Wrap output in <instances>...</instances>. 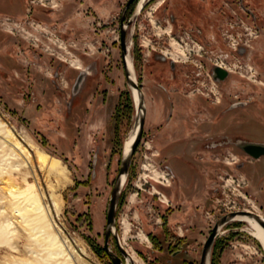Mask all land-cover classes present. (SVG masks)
Segmentation results:
<instances>
[{"label":"rangeland","instance_id":"obj_1","mask_svg":"<svg viewBox=\"0 0 264 264\" xmlns=\"http://www.w3.org/2000/svg\"><path fill=\"white\" fill-rule=\"evenodd\" d=\"M128 1L0 0V119L27 151L33 154L32 144L62 161L66 182L55 193L58 214L39 170L38 178L53 232L74 264H105L93 245L105 246L108 204L134 129L136 113L116 112L122 94L130 92L120 52V17ZM218 5L220 0H148L128 30V41L136 43L131 53L135 49L140 57L136 73L147 114L125 200L121 205L119 200L117 227L122 246L138 264H200L219 218L239 210L264 217V157L254 164L236 149L199 148L217 143L223 132L211 122L217 120L212 110L217 105L208 114L202 92L213 95L223 86L230 97H255L264 121V24L257 21L254 30L234 18L216 23L212 12ZM231 35L237 43L248 39L252 48L235 54L237 43L223 44ZM220 50L235 54L232 68L242 74L221 84L192 72L205 74ZM249 130L264 140V126ZM255 168L258 195L252 187ZM16 178L24 188L22 174ZM11 212V200L0 190V226L11 217L15 231L9 246L0 244V264H46L35 260L33 251L41 248L34 232ZM250 230L245 222L227 225L215 243L216 264H264V250ZM109 247L120 255L114 238Z\"/></svg>","mask_w":264,"mask_h":264},{"label":"bare ground","instance_id":"obj_2","mask_svg":"<svg viewBox=\"0 0 264 264\" xmlns=\"http://www.w3.org/2000/svg\"><path fill=\"white\" fill-rule=\"evenodd\" d=\"M146 1L147 0H142L139 8H141ZM173 45L176 46V42H173L172 46ZM128 61L130 67H132L131 60L128 59ZM74 66H76L77 69H82L79 64H74ZM132 140L133 134H131L125 144L126 151H128ZM30 146L33 154L22 146V143L18 141L12 129L0 119V182L3 185L0 190L6 192L11 200V214L20 217L26 229L33 231L38 238L41 252L33 251L34 254H36V262H45L46 264H74L67 250L68 247H66L61 238L53 232V227L49 218L50 209L44 204L45 192L43 183L38 178V173L40 174V172L45 175L46 178H44V182L47 184L50 199L53 202V207L51 208L53 212L58 214L60 212V204L55 193L59 187H62L64 182H66L65 168L61 160L48 155L32 144ZM35 162L37 163V167ZM23 170L25 171L24 173H22ZM38 170L40 172H38ZM18 174H22L23 176L24 188L17 187L19 181L16 175ZM32 174L35 180L31 179L33 178ZM54 178L57 181L56 185L51 183V180ZM250 211L258 213L256 210ZM245 223L248 224L251 229L250 235L264 245V237L259 226L251 220H246ZM13 225L14 221L10 217L7 222L0 226V244L10 245L9 242L15 235ZM123 245L125 246L124 241ZM130 255L134 264H138L135 256L132 254Z\"/></svg>","mask_w":264,"mask_h":264},{"label":"flooded vegetation","instance_id":"obj_3","mask_svg":"<svg viewBox=\"0 0 264 264\" xmlns=\"http://www.w3.org/2000/svg\"><path fill=\"white\" fill-rule=\"evenodd\" d=\"M217 1V0H213ZM129 11V10H128ZM215 16V22L221 21L220 17H223V19H236L237 24H244L245 26L250 25L252 29H257V15H255L254 10L252 7L247 3L245 0H220V5L214 7V11L212 12ZM213 18V17H209ZM239 20V22H238ZM245 20L247 22H245ZM248 30H252L246 27ZM246 36L250 34L244 33ZM225 41V43H224ZM223 41V44L232 46L237 43L236 37L231 35L227 36ZM240 47H234V53H238V55L246 54L248 52V48H252L249 44V40H243L240 39V41L237 43ZM242 44V45H240ZM222 45V44H221ZM221 53H217L218 59L213 64L210 65L209 69L205 74L198 73L197 70H193L192 72L194 74L205 76V79L207 80L217 82V83H225L227 82L231 75L233 73H239L242 74L241 71L237 72L234 71L232 67H236L237 65L232 63V60H234L233 57L236 54H228L224 50H220ZM214 53V52H213ZM233 56V57H232ZM220 60V61H219ZM206 64V62H205ZM216 68H221L225 70L228 73V77L221 82H218L214 77V70ZM242 68V66H240ZM196 82V81H194ZM195 87V85L190 86V88ZM196 92V89L193 90L192 93ZM203 96L205 97V104L208 105V107H203L204 109L208 110L212 108L211 104L217 105L216 107H213V116L216 114L217 120L214 118L211 120L215 126H220L222 129V133L219 134L218 139L216 140L217 143L210 144V147L206 146V150L204 147V144L200 145L201 152L207 153L214 151H221L226 148L230 149H236L239 153L238 157H246L250 158L251 161H253L254 164L261 162V160L264 157V140L258 139L256 136H254V133H252L249 130V127L252 125L257 126H264V121H261L258 119V108H257V99L255 97L250 98V101L243 100L242 95H233L231 94V97L228 96L227 93H225V90L223 86L219 87L218 93H213L211 95L210 93H204L202 92ZM216 94L220 95V98L216 97ZM188 97L187 95H185ZM217 99V100H216ZM210 105V106H209ZM246 106L251 107L250 111L249 108L247 109ZM217 112V113H216ZM250 112V117L249 114ZM211 113V110H208V114ZM212 115V114H211ZM246 116L244 118L243 116ZM212 116V117H213ZM220 116V117H219ZM220 119H219V118ZM172 120V119H171ZM215 120V121H214ZM206 121V119H205ZM162 136V135H161ZM160 143L165 140L164 137H161ZM191 140V139H190ZM177 142H182L181 140H178ZM200 158L199 156H197ZM201 159V158H200ZM204 160L205 159H201ZM207 162V161H205ZM208 164V163H207ZM253 164V165H254ZM169 175L172 177V180L175 183V175L173 171L171 170V167H169ZM255 173H253L252 178V187L254 186L255 194H260L259 188L257 186L256 179H258L259 170L257 168L254 169ZM256 175V177H255ZM256 178V179H255ZM260 196V195H259ZM258 201V198H257ZM181 250H176V253H178Z\"/></svg>","mask_w":264,"mask_h":264},{"label":"water","instance_id":"obj_4","mask_svg":"<svg viewBox=\"0 0 264 264\" xmlns=\"http://www.w3.org/2000/svg\"><path fill=\"white\" fill-rule=\"evenodd\" d=\"M135 1L136 0H129L126 3L120 17L121 59H122L127 85L130 89V92L134 100L136 119H135L134 129L132 132L133 140L128 151L126 150L123 151L120 169L114 181V185L107 209V224L105 228L104 250L110 257L112 264H134L131 255L121 244L118 227H117V209H118L120 197L122 195L125 183L127 181V177L129 175L131 165L133 163L134 156L143 139V135L145 132V125H146V114H147L145 95L142 89V85L139 83L138 76L136 73V68L134 65V59L131 53V48L134 46V40L128 41V30L131 28L134 21H136L137 18L143 12L148 0L144 2L141 8H139L141 0H138V3L135 7L133 14L129 19H127L128 10ZM128 59L131 60L132 67H130ZM214 77L218 82H221L228 77V73L221 68H216L214 70ZM246 220L254 221L259 226L260 230L262 231V235L264 237V217L262 215L255 213L253 211H246V210L233 211L227 213L226 215L219 218L216 221V223L213 225L210 234L204 243L200 264H212L213 250L216 240L220 235V233L222 232V230L227 225L236 222H245ZM111 238H114L120 255L116 254L110 249L109 242ZM261 246L264 250V245L261 244Z\"/></svg>","mask_w":264,"mask_h":264},{"label":"trees","instance_id":"obj_5","mask_svg":"<svg viewBox=\"0 0 264 264\" xmlns=\"http://www.w3.org/2000/svg\"><path fill=\"white\" fill-rule=\"evenodd\" d=\"M137 3H138V0H136L134 2V4H133V5H135L134 8L136 7ZM130 9L131 8H129L128 14L130 13ZM132 14H133V12L130 15H132ZM130 17L131 16H129L127 19H129ZM134 44L136 45L135 41H134ZM135 45H134V48H135ZM132 56L134 59L135 68L137 70V63L139 62L140 57L137 56V54L135 53V49L133 51ZM140 84L143 87V84L141 83V81H140ZM121 99L122 100L120 101V104L118 105L116 112H118V114H121V112L124 110V115L127 114V116H129V117H131V115L133 116L135 114V104H134V100H133L131 92L127 91L126 93L122 94ZM122 155H123V152H122ZM122 155H121V157H122ZM130 172H131V168L129 171V176H130ZM123 196H124V193L122 194V196L120 198V204L119 205L123 204V201L125 200V198ZM78 220L81 221V218H78ZM93 246L95 247V252L100 256V258L103 259L105 264H112V261H111L110 257L108 256V254L106 253V251L104 250V248L97 247L96 245H93ZM215 255H216V244H215L214 250H213L212 264H216Z\"/></svg>","mask_w":264,"mask_h":264},{"label":"crops","instance_id":"obj_6","mask_svg":"<svg viewBox=\"0 0 264 264\" xmlns=\"http://www.w3.org/2000/svg\"><path fill=\"white\" fill-rule=\"evenodd\" d=\"M249 3L252 5V9L254 10L255 14L257 15V20L264 24V2L261 0H248ZM249 4V5H250ZM264 53V50H261Z\"/></svg>","mask_w":264,"mask_h":264},{"label":"built area","instance_id":"obj_7","mask_svg":"<svg viewBox=\"0 0 264 264\" xmlns=\"http://www.w3.org/2000/svg\"><path fill=\"white\" fill-rule=\"evenodd\" d=\"M239 211H240V210H239ZM232 212H233V211H232ZM260 215H261V214H260ZM220 235H221V233H220ZM220 235H219V236H220Z\"/></svg>","mask_w":264,"mask_h":264}]
</instances>
